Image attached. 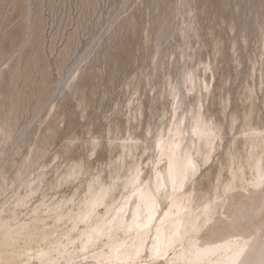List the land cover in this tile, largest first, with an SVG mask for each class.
<instances>
[{
    "label": "rangeland",
    "instance_id": "obj_1",
    "mask_svg": "<svg viewBox=\"0 0 264 264\" xmlns=\"http://www.w3.org/2000/svg\"><path fill=\"white\" fill-rule=\"evenodd\" d=\"M175 150L188 179L157 209L189 201L173 264L264 229V0H0V225L36 231L0 264L80 252Z\"/></svg>",
    "mask_w": 264,
    "mask_h": 264
},
{
    "label": "bare ground",
    "instance_id": "obj_2",
    "mask_svg": "<svg viewBox=\"0 0 264 264\" xmlns=\"http://www.w3.org/2000/svg\"><path fill=\"white\" fill-rule=\"evenodd\" d=\"M178 150L173 151L169 157L165 173L162 174L156 170L151 185L149 183V186L144 189L137 190L135 197L133 195L134 201L131 205L126 202L118 206L109 220L99 219L94 224H86L84 230L80 231L81 250H78L80 252L72 249L75 243L72 239H68L67 245L58 243L55 246L57 250L53 252L57 255L56 257L37 253L35 258L40 264H70L75 256H85L91 250L93 253L88 258L93 264H141L138 259L146 252L150 260L159 263L165 260V264H173L175 260H180L181 256L176 255V246L182 240V235L177 229L183 223L182 211L187 209L189 201L184 206L182 200L180 201V198L176 196L169 202L172 207L176 208H174L176 212L170 210L159 216L157 210L162 201L165 202L172 197L173 194L168 192V188L179 191L187 178V170L183 168L181 154ZM187 168L190 171L196 170L192 164H188ZM127 205H129L128 208H126ZM86 211L87 213L92 212L91 207L89 206ZM251 213L240 211L235 219L250 224L253 222ZM232 228L235 233L236 229ZM256 229L255 234H249V227L243 229L248 236L243 243L237 242L238 238L236 239L235 235L223 236L219 240L202 238L201 242L199 241L200 244L194 246L195 251L189 264H264V229L261 227ZM35 232L24 223L15 227L1 224L0 248H14L20 243H30L36 239ZM117 233L123 238H119ZM169 252L174 253L175 257L164 259ZM220 256H225L224 262L215 260ZM81 264L90 263L85 258Z\"/></svg>",
    "mask_w": 264,
    "mask_h": 264
}]
</instances>
